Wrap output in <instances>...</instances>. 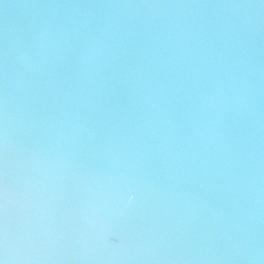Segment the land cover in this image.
Wrapping results in <instances>:
<instances>
[{"label":"water","instance_id":"1","mask_svg":"<svg viewBox=\"0 0 264 264\" xmlns=\"http://www.w3.org/2000/svg\"><path fill=\"white\" fill-rule=\"evenodd\" d=\"M262 2L0 0V264H264Z\"/></svg>","mask_w":264,"mask_h":264},{"label":"snow or ice","instance_id":"2","mask_svg":"<svg viewBox=\"0 0 264 264\" xmlns=\"http://www.w3.org/2000/svg\"><path fill=\"white\" fill-rule=\"evenodd\" d=\"M262 9H264V2L261 3ZM0 212L3 214L4 220V245L7 250V220H8V179H7V139L5 136V156H4V176L3 183L0 185ZM131 199H135V197H131ZM108 243L113 247H118L121 244V237L118 231H112L108 236Z\"/></svg>","mask_w":264,"mask_h":264}]
</instances>
